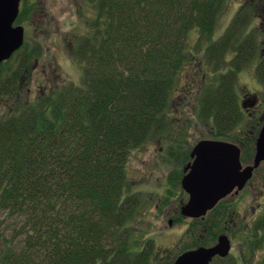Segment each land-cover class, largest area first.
Masks as SVG:
<instances>
[{
	"label": "trees",
	"instance_id": "trees-1",
	"mask_svg": "<svg viewBox=\"0 0 264 264\" xmlns=\"http://www.w3.org/2000/svg\"><path fill=\"white\" fill-rule=\"evenodd\" d=\"M82 1L90 3V21L75 41L81 83H57L32 98L42 49L23 45L2 65L0 107L8 112L0 113V224L10 220L14 231L0 235V264H173L178 255L160 252L138 226L143 197L127 164L168 130L173 91L194 59L190 48L199 56L209 45L206 63L216 80L226 79L203 92L199 119L213 121L220 136L236 114L240 122L231 81L242 61L220 74L240 38L213 42L223 0ZM246 25L234 22L229 31ZM258 227L264 238V217Z\"/></svg>",
	"mask_w": 264,
	"mask_h": 264
},
{
	"label": "rangeland",
	"instance_id": "rangeland-1",
	"mask_svg": "<svg viewBox=\"0 0 264 264\" xmlns=\"http://www.w3.org/2000/svg\"><path fill=\"white\" fill-rule=\"evenodd\" d=\"M23 1L22 11L24 13L22 20L24 24L22 26L27 32V44L35 51L39 48L42 49L41 58L38 62L39 67H37V70L34 69L29 84L32 91L31 97L36 98L47 87L57 83L68 81L74 84L81 83L82 68L75 61L74 45L78 38L85 35L86 28H88L90 5L87 2L83 4L82 0ZM237 1L228 0L227 4L220 9L222 13L221 17L218 18L216 33L225 30L226 26L229 25L228 21L231 18L233 19V16L229 14V9H232ZM34 7L35 13L33 11ZM247 29L255 31L261 36V31H264V21L263 23L260 21L252 22L249 28L246 27L245 30ZM252 31L249 34H252ZM196 35V32L192 33L191 44L196 39ZM213 42L216 44V39ZM202 47L199 56L194 54V50L190 48L194 59L192 63L183 69L181 79L179 78L177 87L173 91L168 130L157 139H152L135 150L130 155L127 164L128 177L133 184L134 191L143 197V203L137 215L138 226L144 234L154 240L160 252L164 253L171 250V259L177 255L178 257L182 255L184 249L190 245L191 247L194 246L191 250L200 248V244L205 238V231L202 227L191 225L192 221L190 219L185 218L180 222L175 221L181 216L180 210L187 204L188 200V196L185 192L183 194L181 188V181L185 176L186 169L184 166L188 161L187 158L184 159L185 154L192 152L201 141L213 140L226 143H238L237 141H240L245 143L246 139L258 135V131L254 130H249L245 134L242 133L241 130L245 129L246 126L243 122L244 125L238 129L236 127L227 135L220 136L217 134V127L213 121L204 122L199 119L198 102L200 97L207 90L211 84L210 82L216 79V73L212 71V68H204L203 55L206 46ZM72 60L75 62L73 63ZM199 62L200 64L197 65ZM255 81L258 83L254 67L245 68L239 76L238 94L241 95L245 89L254 94L259 92L255 90L258 85ZM254 83L255 87L253 88ZM28 97L30 96L28 95ZM3 110L8 112L4 106L0 107V113ZM253 132L255 135L252 136ZM185 136L186 144L182 143ZM181 151L183 155L179 156ZM256 187L264 192V172H260L257 177ZM247 200L250 212H252V209L254 211L258 210V206L264 209V196L262 199L261 197H255L254 200L250 197L248 199L243 198L242 201ZM252 206L254 207L252 208ZM3 218L0 216V222ZM171 221L172 225L170 226ZM11 227L10 220L0 224V235L3 234L6 238H9L14 231ZM209 228L214 230L215 226L210 224ZM222 233H224L223 228ZM249 234L253 236L251 232L239 235L240 238H244V242H242L238 238V232H235L234 254L243 258V262L240 264H261L264 258V247L262 250L260 249V253L255 256L252 263L247 262L250 253L244 251L245 248H248L244 243L247 241ZM228 235L230 236L229 233ZM1 242L0 240V246Z\"/></svg>",
	"mask_w": 264,
	"mask_h": 264
},
{
	"label": "flooded vegetation",
	"instance_id": "flooded-vegetation-1",
	"mask_svg": "<svg viewBox=\"0 0 264 264\" xmlns=\"http://www.w3.org/2000/svg\"><path fill=\"white\" fill-rule=\"evenodd\" d=\"M227 1L228 0L222 1L223 7L224 5L227 4ZM23 3L24 1H22L21 3L20 15L18 17V20L16 21L15 26L22 27L24 29V46L26 45L29 47V45L27 44L28 43L27 32L24 26H22L24 24V21L22 20L24 13L22 11ZM88 4L90 5V3ZM233 6L234 7L232 9H229V14L233 16V19L231 18L228 21L229 25L226 26L225 30H223L221 33L215 32L214 39H216V42H218V40L226 38L231 33L232 36L240 38L235 41L234 40L231 41L232 48L229 49L230 51L225 52L226 65L223 67L224 69L223 71H221L222 73L220 74L221 75L228 74L229 71L236 72L235 69L237 68V60L239 62L242 61V68L240 72L237 73L236 79L234 80L235 77H233V81H231L234 84L235 98L239 106V117H240V122H238L236 117L237 114L234 116L233 122L235 123V126L231 129V132L236 127L238 129L244 124H246V126L245 129L241 130L242 133L245 134L249 130L258 131L257 132L258 135H255L253 132L252 136L253 135L255 136H253L251 139L245 140L246 144L240 141H237L240 145L238 143H229L240 150V162L243 171L255 165V159L257 155V140L259 139V136L262 130L264 129V78L263 77L260 78L258 75V69L260 67H262L260 71H264V31H261V36H260L258 35V33L252 30L251 31L253 33L249 34L251 33L249 29L244 31H229V30L234 22L246 23L247 28H249L252 22L260 21L263 23L264 0H238ZM33 11L35 13V7ZM221 13L222 10L221 12L219 11L218 18L221 17ZM227 16L230 17L229 15ZM243 44H245V48L241 47V45ZM207 46L209 45H206V47ZM241 51H243V56L240 55ZM247 51H250V53H248ZM203 56H204L203 57L204 68L205 69L214 68L212 63H206L207 60L211 59V56L207 55L206 53V48ZM39 60L40 59L36 60V65L34 68L35 70H37V67H39L38 66ZM234 61L236 66H234L233 64ZM250 67H254V73L258 80V83L255 81V83H257L258 85L255 87V83H254L253 88L255 87V90L259 92L254 94L250 90L245 89L243 90L244 92L242 91L240 95L238 94L237 91L239 76L242 73V71L245 70V68H250ZM213 81L217 83L216 85L217 88L219 89L222 86V84L226 82V79H220V80L213 79ZM213 81H211L210 83H212ZM243 122L244 124H242ZM184 139H186V136L184 137ZM192 152H189L184 156V159L187 158L188 160L187 164L184 166V168L186 169L190 165H193L194 163V159H192L191 157ZM186 169H185V176L190 171V170L186 171ZM260 172H264V161H262L259 167L254 170L251 179L246 183V185L241 190L238 187H236L226 198L221 200L212 211L207 213V215L209 214L208 216L206 215L199 219L187 218L192 221L191 225L193 226L200 225L202 229L205 231V235H204L205 238L201 242L200 248H212L217 246L219 243V239L221 237H227L229 239L231 246L229 256L226 258H221L217 256L213 259L211 264H240L241 262H243V258L234 254V246L236 244V240L234 239L235 232H238V238L242 242H244V238L243 237L240 238L239 235L245 232L253 233V236L250 234L247 236V241L244 243L248 246V248L244 247L245 248L244 251L246 250L245 251L246 253L248 252L250 253V257L249 259H247V262L252 263L255 256L258 253H260V249L262 250V248L264 247V238L262 235V231L258 227L259 222L264 217V209H261V207L258 206V210L254 211L252 209V212H250V209L248 207V200L244 202L242 201L243 198L248 199L249 197L252 198L253 200L255 197L257 198L261 197V199L263 198L264 192L256 187L257 177L259 176ZM181 188H182V181H181ZM184 192L185 191L183 190V194ZM186 195L188 196V200H187L188 203L190 197L187 193ZM253 207L254 206H252V208ZM180 214L181 216L175 220L176 222L183 221V219L186 218L182 216V208L180 210ZM210 224H213L215 226L214 230L209 228ZM169 225L170 226L172 225V221L169 223ZM222 228L224 229V233L221 234ZM227 232L230 234V236L228 235Z\"/></svg>",
	"mask_w": 264,
	"mask_h": 264
},
{
	"label": "water",
	"instance_id": "water-1",
	"mask_svg": "<svg viewBox=\"0 0 264 264\" xmlns=\"http://www.w3.org/2000/svg\"><path fill=\"white\" fill-rule=\"evenodd\" d=\"M23 0H0V76L2 65L24 45V29L16 27ZM193 165L182 180V188L189 195L182 208V216L199 219L212 211L236 187L240 190L264 161V129L257 140L255 165L242 171L240 150L226 142L201 141L192 152ZM230 242L221 237L217 246L199 248L180 255L173 264H211L217 256L230 254Z\"/></svg>",
	"mask_w": 264,
	"mask_h": 264
}]
</instances>
